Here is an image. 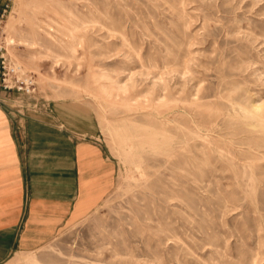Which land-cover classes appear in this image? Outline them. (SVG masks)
Instances as JSON below:
<instances>
[{
  "label": "rangeland",
  "instance_id": "1",
  "mask_svg": "<svg viewBox=\"0 0 264 264\" xmlns=\"http://www.w3.org/2000/svg\"><path fill=\"white\" fill-rule=\"evenodd\" d=\"M2 28L24 107L72 104L113 165L3 264H264V0H13Z\"/></svg>",
  "mask_w": 264,
  "mask_h": 264
},
{
  "label": "crops",
  "instance_id": "2",
  "mask_svg": "<svg viewBox=\"0 0 264 264\" xmlns=\"http://www.w3.org/2000/svg\"><path fill=\"white\" fill-rule=\"evenodd\" d=\"M0 264L40 247L110 184L113 165L70 103L0 90ZM81 114V115H80ZM82 122V123H80Z\"/></svg>",
  "mask_w": 264,
  "mask_h": 264
},
{
  "label": "built area",
  "instance_id": "3",
  "mask_svg": "<svg viewBox=\"0 0 264 264\" xmlns=\"http://www.w3.org/2000/svg\"><path fill=\"white\" fill-rule=\"evenodd\" d=\"M13 0H0V36L5 18L9 14ZM1 40V37H0ZM0 90L18 95L31 96L36 93L34 75L26 73L21 65L10 59L5 53L4 44L0 41ZM4 100L0 96V104Z\"/></svg>",
  "mask_w": 264,
  "mask_h": 264
},
{
  "label": "bare ground",
  "instance_id": "4",
  "mask_svg": "<svg viewBox=\"0 0 264 264\" xmlns=\"http://www.w3.org/2000/svg\"><path fill=\"white\" fill-rule=\"evenodd\" d=\"M15 22V21H14ZM14 22H9V21H7V27H11L12 26V24H15ZM9 29V28H8ZM7 29V30H8ZM7 32V31H6ZM71 32V31H70ZM47 34L48 35H53L51 32H47ZM34 35V34H33ZM33 37H35V35L33 36ZM123 37V36H122ZM8 38V41H13V38L11 37V36H8L7 37ZM35 42V41H34ZM35 43H37V42H35ZM28 45V44H27ZM31 46H32V44H31ZM19 66L21 65L20 63L18 64ZM22 67V66H21ZM24 70V69H23ZM122 84H124V83H122ZM120 88H122V89H125V86L124 85H120L119 86ZM154 92V91H153ZM157 102V101H156ZM238 102V101H237ZM155 106V105H154ZM246 107V106H245ZM241 108V107H240ZM235 109V108H234ZM238 110H239V108H238ZM246 111H247V113H248V115H250V117H252V118H254L255 116H258V117H260V118H264V100L263 101H259V100H254L253 102H251V105L249 106V108L248 109H246ZM251 118V119H252ZM249 120V119H248ZM171 135V134H170ZM135 169H137L138 170V172L140 173V172H142V169H141V166L140 165H137L136 166V168ZM141 175L143 174V172L142 173H140ZM140 175V176H141ZM141 177H144L143 175L141 176ZM24 260L26 261V263H29L31 260L28 258V257H24ZM18 262V261H17Z\"/></svg>",
  "mask_w": 264,
  "mask_h": 264
}]
</instances>
